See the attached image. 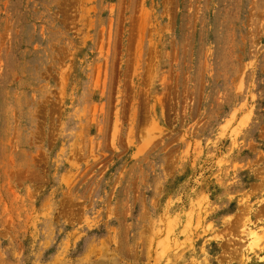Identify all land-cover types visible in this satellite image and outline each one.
Returning <instances> with one entry per match:
<instances>
[{"label": "rangeland", "instance_id": "374dc122", "mask_svg": "<svg viewBox=\"0 0 264 264\" xmlns=\"http://www.w3.org/2000/svg\"><path fill=\"white\" fill-rule=\"evenodd\" d=\"M0 264H264V0H0Z\"/></svg>", "mask_w": 264, "mask_h": 264}]
</instances>
